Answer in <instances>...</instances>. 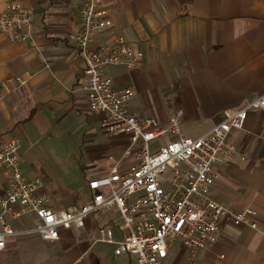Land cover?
Returning <instances> with one entry per match:
<instances>
[{"label":"crops","instance_id":"0c3cea01","mask_svg":"<svg viewBox=\"0 0 264 264\" xmlns=\"http://www.w3.org/2000/svg\"><path fill=\"white\" fill-rule=\"evenodd\" d=\"M11 1L0 0V13ZM17 1L33 9L31 38L16 42L0 29V81L23 76L27 82L10 85L0 101V143L15 138L22 161L38 140H54L65 121H85L81 152L89 165H97L92 174L106 175L129 137L104 133L103 114L87 107L84 63L68 37L81 28L80 0ZM109 7L113 24L98 41L122 35L143 60L139 68L102 71L114 86L132 89L128 112L156 119L167 130L163 135L179 136L169 131V119L178 115L180 135L197 137L219 123L225 111L264 93V0H111ZM230 141L237 147L235 157L218 169L209 196L232 210L254 208L256 227L227 219L212 245L191 253L181 244L173 264H264V111H249L244 129H231ZM94 178L85 176L89 198L84 203L91 197L87 181ZM60 185L59 192L40 189L53 210L76 205ZM4 187L0 171V196ZM116 211L100 220L92 213L82 228L60 229L52 243L36 233L7 237L0 264H134L133 255L116 256L114 244L99 241V228L110 230L115 241L122 238ZM35 220L27 213L11 224L21 229ZM167 260L169 250L163 264Z\"/></svg>","mask_w":264,"mask_h":264},{"label":"built area","instance_id":"2783aa9c","mask_svg":"<svg viewBox=\"0 0 264 264\" xmlns=\"http://www.w3.org/2000/svg\"><path fill=\"white\" fill-rule=\"evenodd\" d=\"M111 0H80L81 28L69 39L81 56L87 107L103 114L102 131L110 136L128 135V146L110 166L106 175L87 181L90 199L80 206L53 210L38 177L26 178L19 169L18 141L0 143V171L5 187L0 196V251L7 237L36 233L47 242L59 238L60 229L82 228L86 218L103 208L115 207L122 219L124 234L118 241L110 230L99 228V241L114 244V255L131 254L134 264H163L174 239L191 253L212 245L223 223L255 228L258 212L252 207L232 210L209 196L218 169L234 159L237 147L230 141L231 129H244L247 113L264 111V93L242 108L225 111L219 123L197 137L180 135L177 116L169 119V131L177 139L151 147V142L167 130L152 117L139 118L128 112L133 91L113 85L103 73L108 66L129 69L142 65L143 53L122 35L98 41L102 31L112 26ZM33 9L20 1L7 3L0 13V29L10 32L16 42L31 38ZM23 76L0 81V101L9 86L26 84ZM132 156L134 162L122 163ZM27 213L35 216L32 226L15 229L11 221ZM223 257V255H220Z\"/></svg>","mask_w":264,"mask_h":264},{"label":"rangeland","instance_id":"374dc122","mask_svg":"<svg viewBox=\"0 0 264 264\" xmlns=\"http://www.w3.org/2000/svg\"><path fill=\"white\" fill-rule=\"evenodd\" d=\"M67 120L63 124L65 127L61 130L59 135L54 137L52 141L38 140L31 147L26 149L22 154L23 160L19 163L20 172L27 176L35 175L40 178L45 189L48 191H60V183L64 184V189H67L69 199L76 205H81L89 198L86 192V178L99 177L91 173L93 166L89 165L85 154L81 152V145H83V129L85 128V121ZM170 133L153 140L151 147H157L159 144L177 139ZM22 151V150H21ZM133 163L132 156L128 157L123 163V166ZM26 166L30 167V172ZM101 168V166H99ZM89 169L84 175V169ZM96 169V167L94 168ZM115 208H103L94 212L96 219L100 220L101 216L114 214ZM117 212V211H116ZM29 216V215H26ZM23 219V218H22ZM120 220V218H119ZM15 223V222H14ZM29 236V235H27ZM32 239L37 241L36 235H30ZM25 237V236H20ZM43 248V247H42ZM41 248V249H42ZM181 250V243L179 239H174L169 249V260L166 264H173L175 258ZM187 257V253L185 254ZM184 264V262L179 263Z\"/></svg>","mask_w":264,"mask_h":264}]
</instances>
